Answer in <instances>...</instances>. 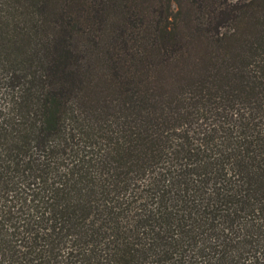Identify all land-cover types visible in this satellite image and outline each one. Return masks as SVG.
<instances>
[{
  "label": "trees",
  "instance_id": "obj_1",
  "mask_svg": "<svg viewBox=\"0 0 264 264\" xmlns=\"http://www.w3.org/2000/svg\"><path fill=\"white\" fill-rule=\"evenodd\" d=\"M0 264H264V0H0Z\"/></svg>",
  "mask_w": 264,
  "mask_h": 264
}]
</instances>
